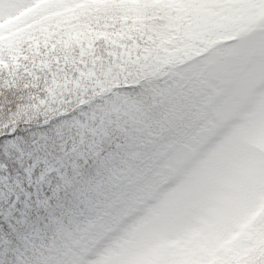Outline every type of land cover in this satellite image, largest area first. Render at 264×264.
<instances>
[{
	"label": "trees",
	"instance_id": "trees-1",
	"mask_svg": "<svg viewBox=\"0 0 264 264\" xmlns=\"http://www.w3.org/2000/svg\"><path fill=\"white\" fill-rule=\"evenodd\" d=\"M123 1L57 0L61 13L0 28V264H48L53 251L72 264L150 190L162 102L147 87L178 84L164 79L181 51L166 32L184 10ZM258 235L261 258L217 264H264Z\"/></svg>",
	"mask_w": 264,
	"mask_h": 264
},
{
	"label": "rangeland",
	"instance_id": "rangeland-1",
	"mask_svg": "<svg viewBox=\"0 0 264 264\" xmlns=\"http://www.w3.org/2000/svg\"><path fill=\"white\" fill-rule=\"evenodd\" d=\"M37 1L40 0H0V23L10 21ZM228 11L219 12L220 29L226 31L232 29L231 21L240 24L242 20L229 16L232 11ZM217 22L215 16L214 24ZM233 47L225 49L221 56L229 61L225 70L235 67L233 60L238 61V66L246 62L243 68L250 58H255L252 66L256 67L250 70L245 82L250 84L259 73H264V55H259L264 49V28L252 31ZM245 48L254 50L253 54L242 57L239 53H246ZM250 94L249 90L248 95L237 96V100L229 101L220 110L228 111L234 106L232 117L241 118L239 125L232 121V126L223 130L227 115L221 116L220 124L206 136L199 134L195 150L184 147L172 155L171 173L180 193L151 195L152 206L141 221L129 229L125 228L126 223L118 225L81 264H201L217 254L223 239L234 247L252 234V228L264 216V96L250 103ZM255 105L259 117L249 118L244 107ZM174 119L182 125L180 109H176ZM192 122L190 118L189 123ZM183 163L179 173L175 168ZM257 199L258 203L254 202ZM236 233L240 241L234 242ZM198 253L202 260L196 262L194 255Z\"/></svg>",
	"mask_w": 264,
	"mask_h": 264
}]
</instances>
